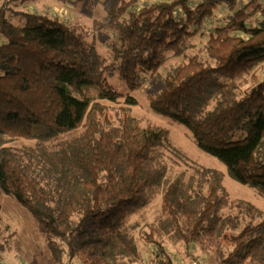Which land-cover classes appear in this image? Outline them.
I'll return each mask as SVG.
<instances>
[{
	"label": "trees",
	"instance_id": "1",
	"mask_svg": "<svg viewBox=\"0 0 264 264\" xmlns=\"http://www.w3.org/2000/svg\"><path fill=\"white\" fill-rule=\"evenodd\" d=\"M37 1L0 0V194L36 219L51 264H176L167 243L264 264V209L135 109L146 87L155 116L264 198L262 3L99 0L102 49Z\"/></svg>",
	"mask_w": 264,
	"mask_h": 264
},
{
	"label": "rangeland",
	"instance_id": "2",
	"mask_svg": "<svg viewBox=\"0 0 264 264\" xmlns=\"http://www.w3.org/2000/svg\"><path fill=\"white\" fill-rule=\"evenodd\" d=\"M249 0H240L245 3ZM262 3L264 9V0H257ZM29 9L36 8L42 11L56 13L59 17L75 20L80 18L88 32L89 38H95L100 48L105 49V40L110 36V31L104 26V10L99 0H38L35 3L27 5ZM253 7L251 6L250 9ZM50 9V10H49ZM103 25L98 28L97 25ZM117 83L124 88V85L115 79ZM147 88L140 90L136 97L139 104L135 109L138 113L152 119L160 124L168 126L172 131L173 139L176 143L185 146L194 158L201 162L213 164L222 169L225 174V184L230 189L232 198H246L252 200L258 206L264 209V198L258 195L254 189L235 181L227 172L226 167L220 160L211 155L200 152L193 143L186 128L174 122L155 116L149 107L147 100ZM185 128V129H184ZM186 168V166H185ZM0 204L2 206L3 220L0 221V241L8 238L9 243L4 244L0 252V264H51V252L46 236L39 230L37 221L33 215L24 208L18 201L7 194H0ZM161 200L158 199L144 212V220L148 222L161 214ZM13 236L9 239V235ZM4 243V242H3ZM141 247L150 249V245H145L140 241ZM167 248L176 260V264H216L217 257L214 251L203 252L198 246L187 247L182 243H167ZM147 255V250L144 251ZM74 264H80L76 259ZM145 264H151L146 262Z\"/></svg>",
	"mask_w": 264,
	"mask_h": 264
}]
</instances>
